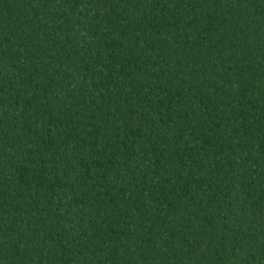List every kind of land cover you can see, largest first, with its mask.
Listing matches in <instances>:
<instances>
[{"label": "trees", "instance_id": "1", "mask_svg": "<svg viewBox=\"0 0 264 264\" xmlns=\"http://www.w3.org/2000/svg\"><path fill=\"white\" fill-rule=\"evenodd\" d=\"M0 264H264V0H0Z\"/></svg>", "mask_w": 264, "mask_h": 264}]
</instances>
